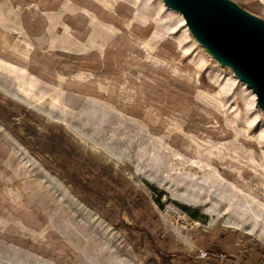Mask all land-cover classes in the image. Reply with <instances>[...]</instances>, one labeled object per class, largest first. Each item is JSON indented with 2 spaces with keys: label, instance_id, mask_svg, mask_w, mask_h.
Returning <instances> with one entry per match:
<instances>
[{
  "label": "rangeland",
  "instance_id": "1",
  "mask_svg": "<svg viewBox=\"0 0 264 264\" xmlns=\"http://www.w3.org/2000/svg\"><path fill=\"white\" fill-rule=\"evenodd\" d=\"M179 13L0 0V264L260 263L264 111Z\"/></svg>",
  "mask_w": 264,
  "mask_h": 264
},
{
  "label": "water",
  "instance_id": "2",
  "mask_svg": "<svg viewBox=\"0 0 264 264\" xmlns=\"http://www.w3.org/2000/svg\"><path fill=\"white\" fill-rule=\"evenodd\" d=\"M180 12L190 33L255 94L264 111V20L232 0H163Z\"/></svg>",
  "mask_w": 264,
  "mask_h": 264
},
{
  "label": "built area",
  "instance_id": "3",
  "mask_svg": "<svg viewBox=\"0 0 264 264\" xmlns=\"http://www.w3.org/2000/svg\"><path fill=\"white\" fill-rule=\"evenodd\" d=\"M205 255H208L207 253H205ZM219 259H221V261H229L231 264H241L237 258H229L227 257L225 254H220L219 255ZM258 264H264V255L262 257V260L260 261V263Z\"/></svg>",
  "mask_w": 264,
  "mask_h": 264
},
{
  "label": "bare ground",
  "instance_id": "4",
  "mask_svg": "<svg viewBox=\"0 0 264 264\" xmlns=\"http://www.w3.org/2000/svg\"><path fill=\"white\" fill-rule=\"evenodd\" d=\"M161 1H162V0H161ZM177 12H178V11H177ZM178 13H179V12H178ZM179 14H180V13H179ZM180 15H181V14H180ZM182 19H183V18H182ZM183 21H184V19H183ZM226 68H227L228 70H230V67H226ZM231 72H232V71H231ZM235 79L238 80V78H236V77H235ZM239 82H241L243 85L246 86V84H244L241 80H239ZM248 89H249V88H248ZM249 90H250V89H249ZM253 94H254V93H253ZM261 110H262V109H261ZM262 111H263V110H262ZM249 232L252 233L253 230H250Z\"/></svg>",
  "mask_w": 264,
  "mask_h": 264
}]
</instances>
